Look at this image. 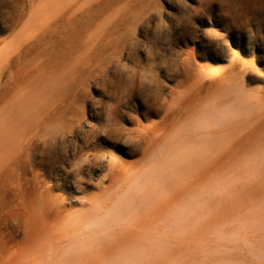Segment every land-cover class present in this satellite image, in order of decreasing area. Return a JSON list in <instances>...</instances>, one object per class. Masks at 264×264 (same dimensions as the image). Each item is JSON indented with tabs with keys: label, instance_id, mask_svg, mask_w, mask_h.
<instances>
[{
	"label": "rangeland",
	"instance_id": "374dc122",
	"mask_svg": "<svg viewBox=\"0 0 264 264\" xmlns=\"http://www.w3.org/2000/svg\"><path fill=\"white\" fill-rule=\"evenodd\" d=\"M213 92L243 115L187 139ZM0 264H264V0H0Z\"/></svg>",
	"mask_w": 264,
	"mask_h": 264
},
{
	"label": "clouds",
	"instance_id": "9594fccd",
	"mask_svg": "<svg viewBox=\"0 0 264 264\" xmlns=\"http://www.w3.org/2000/svg\"><path fill=\"white\" fill-rule=\"evenodd\" d=\"M243 109L242 101L234 102L231 97L213 92L193 105L191 114L182 117L177 122L176 129L183 131L187 139L202 133L211 135L229 119L242 116ZM103 174L102 172L101 175ZM93 192L98 194L87 200H82L81 197L88 196L90 192L76 197L77 206L72 208L80 209L79 219L94 224L98 232L108 231L122 224L125 218L134 217L137 206L145 195L140 177L135 173L129 174L122 183L109 191Z\"/></svg>",
	"mask_w": 264,
	"mask_h": 264
},
{
	"label": "bare ground",
	"instance_id": "6f19581e",
	"mask_svg": "<svg viewBox=\"0 0 264 264\" xmlns=\"http://www.w3.org/2000/svg\"><path fill=\"white\" fill-rule=\"evenodd\" d=\"M159 169V168H158ZM156 170V169H155ZM145 192V191H144ZM151 205V204H150ZM145 212V211H144ZM168 222V221H167Z\"/></svg>",
	"mask_w": 264,
	"mask_h": 264
}]
</instances>
